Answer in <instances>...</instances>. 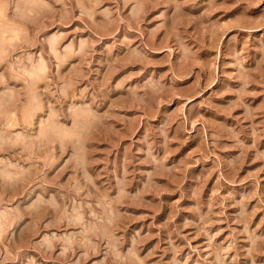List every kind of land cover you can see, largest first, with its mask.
<instances>
[{
  "label": "rangeland",
  "instance_id": "1",
  "mask_svg": "<svg viewBox=\"0 0 264 264\" xmlns=\"http://www.w3.org/2000/svg\"><path fill=\"white\" fill-rule=\"evenodd\" d=\"M47 2L0 0V34L23 29L30 41L0 62V264H140L133 253L144 264H220L217 248L228 249L224 264H264V0H141L133 28L126 0ZM81 39L86 53L65 51ZM29 54L52 67L34 112L12 70ZM151 81L165 86L160 103L142 87ZM73 108L93 118L74 122ZM52 111L82 135L33 155L26 142ZM8 172L23 175L9 182ZM77 211L83 220L69 223ZM85 233L90 248L63 256V241H44Z\"/></svg>",
  "mask_w": 264,
  "mask_h": 264
},
{
  "label": "clouds",
  "instance_id": "2",
  "mask_svg": "<svg viewBox=\"0 0 264 264\" xmlns=\"http://www.w3.org/2000/svg\"><path fill=\"white\" fill-rule=\"evenodd\" d=\"M81 8L83 9L80 13L81 18L84 16H88L92 18L94 15L93 8L86 7L83 3H81ZM5 9L7 5H4ZM38 7L41 10L51 9L52 5L47 2V0H39ZM126 10L130 19L127 21L128 27L133 28L135 25L132 21L136 22L138 25L145 15V4L141 2V0H137V2H133V0H126ZM107 12V10H105ZM111 15V13H108ZM112 23H125V19L123 16L119 18V21H112ZM30 43L26 31L23 29L12 30L11 33L9 30H4L2 34H0V62L7 60L12 54L17 51L18 46H23L24 44ZM60 39L53 35L49 40L50 51L51 54L56 57L57 60L63 62L67 57L62 56L60 51H58V46L60 45ZM90 42L87 39H81L79 41V47L76 48L74 42L72 40H68L67 43L64 44V49L66 52L73 54H84L86 50L90 47ZM232 50V42L231 38L225 44V51L230 52ZM235 55L237 57L242 56L240 52H236ZM29 61V65H24V58L17 57V61L20 63V67H17L15 64L12 65V70L16 78L23 79L29 84V99L25 105L26 111L34 112L40 108V101L37 95V85L41 82L48 81L51 79L50 73L52 72V67L49 64V61L45 59L44 55L41 54L39 59H35L34 54H29L27 57ZM239 61V59H238ZM147 74H143L139 77V80H144ZM139 80H132L127 83L130 85H136ZM142 87L151 89L152 99L160 103L159 97L161 93H165V86L158 81H151L150 83H146L142 85ZM66 89L64 92L66 93ZM137 99L143 104L144 97L140 96ZM5 115H10L11 117H15L16 113L13 111L10 114L5 112ZM71 118L74 122L80 121L84 124H87L93 118V113L88 110H80V109H71ZM12 120H9V126H12ZM82 135V130H78L76 128L65 126L62 123H59V116L56 111H52L51 114L47 117V119L40 125L39 134L35 137H32L30 141L26 142V147L32 151L33 155H37L40 150H42L46 144L52 143L53 141L63 142L65 140L79 139ZM24 138L17 134L16 141L14 143H19L23 141ZM40 159H44L43 156H39ZM31 159V156L29 157ZM23 173H5L4 179L9 182H14L19 179ZM65 218L69 223H76L83 220L82 214L78 211L75 214L65 213ZM44 241L49 249H55L56 241H63V248L61 249L60 255H66L73 247L79 243L81 247L85 249H89L92 245V241L88 238L85 233L84 238L82 240L77 241L75 238L71 236H45ZM211 241L212 235L209 236V247H212ZM216 252V258L219 260L220 264H224L225 255L228 252V249H214ZM84 256H88V251L86 250L83 253ZM134 256L140 261V264H144L142 258H140L136 253H133ZM211 255V253H209ZM115 256L117 259H123L121 253L116 251Z\"/></svg>",
  "mask_w": 264,
  "mask_h": 264
}]
</instances>
